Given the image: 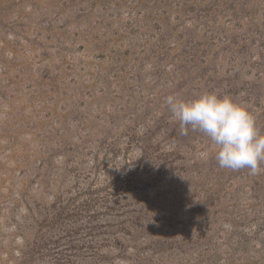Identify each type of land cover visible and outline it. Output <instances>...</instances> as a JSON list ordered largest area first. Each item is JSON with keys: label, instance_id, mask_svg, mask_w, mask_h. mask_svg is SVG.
Returning <instances> with one entry per match:
<instances>
[{"label": "rangeland", "instance_id": "1", "mask_svg": "<svg viewBox=\"0 0 264 264\" xmlns=\"http://www.w3.org/2000/svg\"><path fill=\"white\" fill-rule=\"evenodd\" d=\"M208 92L264 134V0H0V264H264V161L166 104Z\"/></svg>", "mask_w": 264, "mask_h": 264}, {"label": "clouds", "instance_id": "2", "mask_svg": "<svg viewBox=\"0 0 264 264\" xmlns=\"http://www.w3.org/2000/svg\"><path fill=\"white\" fill-rule=\"evenodd\" d=\"M166 104L173 118L179 122L181 135H187L190 128L210 138L217 150L215 158L219 167L233 171L248 169L252 175L261 171L264 134L243 105L229 96L213 92L192 100L168 95ZM201 155L206 156V153Z\"/></svg>", "mask_w": 264, "mask_h": 264}]
</instances>
